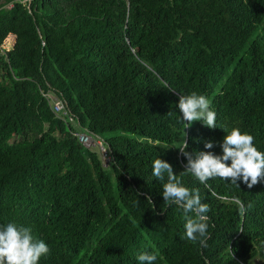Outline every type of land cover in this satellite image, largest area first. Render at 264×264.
<instances>
[{
  "label": "trees",
  "instance_id": "1",
  "mask_svg": "<svg viewBox=\"0 0 264 264\" xmlns=\"http://www.w3.org/2000/svg\"><path fill=\"white\" fill-rule=\"evenodd\" d=\"M194 91L217 128L184 129L179 96ZM40 92L103 139L107 166ZM232 128L264 152V0H0V226L44 241L38 264H138L144 251L156 264H264V181L238 189L182 173L183 142L222 155ZM156 157L209 205L207 247L164 203Z\"/></svg>",
  "mask_w": 264,
  "mask_h": 264
},
{
  "label": "clouds",
  "instance_id": "2",
  "mask_svg": "<svg viewBox=\"0 0 264 264\" xmlns=\"http://www.w3.org/2000/svg\"><path fill=\"white\" fill-rule=\"evenodd\" d=\"M177 107L179 119L189 128L192 122L199 121L210 129L216 127V113L212 110L211 101L205 96L192 92L189 95H180ZM222 143L219 147L222 155H215L211 151L187 152L186 142L180 153L187 163L185 171L190 173L200 183L207 184L212 178H221L225 182L235 185L239 189L238 181L251 189L254 185L264 181V152L254 146V137L239 128L225 130ZM214 144L206 142L205 149H212ZM230 161V164L226 162ZM152 175L156 180L164 181L162 196L164 203L176 205L184 213L185 237L201 247H207L209 238L208 216L209 205L202 203L199 189H189L182 185L172 166L156 157L152 161ZM228 199L238 206V210L246 211L243 201L237 196L221 197ZM146 200L151 203L150 197ZM248 207H251L249 205ZM50 249L42 240L32 235L30 228L8 223L0 226V264H38L42 256ZM158 256L154 252H140L137 255L138 264H156Z\"/></svg>",
  "mask_w": 264,
  "mask_h": 264
},
{
  "label": "built area",
  "instance_id": "3",
  "mask_svg": "<svg viewBox=\"0 0 264 264\" xmlns=\"http://www.w3.org/2000/svg\"><path fill=\"white\" fill-rule=\"evenodd\" d=\"M40 95L46 100L54 117L60 119L66 125L71 126V133L77 139V141L84 148L96 150L99 154L102 164L107 166L111 160V155L103 139L96 134L90 133L80 128L78 122L69 114L66 105L60 98L49 92H40Z\"/></svg>",
  "mask_w": 264,
  "mask_h": 264
},
{
  "label": "rangeland",
  "instance_id": "4",
  "mask_svg": "<svg viewBox=\"0 0 264 264\" xmlns=\"http://www.w3.org/2000/svg\"><path fill=\"white\" fill-rule=\"evenodd\" d=\"M13 39L14 38L11 35L9 37H7L5 39V41L3 42L1 48L4 49L5 51L9 50L11 48L12 43H13Z\"/></svg>",
  "mask_w": 264,
  "mask_h": 264
}]
</instances>
